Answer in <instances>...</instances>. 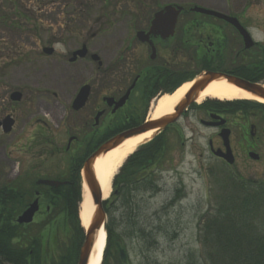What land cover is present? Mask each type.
Returning a JSON list of instances; mask_svg holds the SVG:
<instances>
[{
	"label": "flooded vegetation",
	"instance_id": "flooded-vegetation-1",
	"mask_svg": "<svg viewBox=\"0 0 264 264\" xmlns=\"http://www.w3.org/2000/svg\"><path fill=\"white\" fill-rule=\"evenodd\" d=\"M206 7L236 17L249 32L255 44L247 47L243 33L231 21L197 11L195 8L183 9L172 33L150 32L155 13L163 8H151L149 11H152V14L149 13L147 17L145 15L140 17L136 13L138 9L144 10V8H125L127 13L123 12L124 14H122L127 32L120 43H113L110 46L109 60L104 55L99 54L100 60L93 61L91 54L97 52L91 51L89 46V53L84 58H79L76 61H70V58L65 59L63 57L60 59L62 65L72 66L80 63L91 68L90 78L82 81L76 89L69 107L65 109L63 119L66 120L67 116L70 115L72 124L67 130L68 142L66 147L64 150L47 148L35 150L32 147L26 149L24 151L30 154L29 164L22 162L19 158L13 161V166L3 165L0 160V220L12 222V226H3L1 233L11 237L10 242L14 246L13 251H17L18 248H29L31 264H67L70 261H75V264H78L83 240L77 238L74 231L68 226L67 189L65 183L61 182L69 181L66 168L69 162L75 165L81 157H85L82 160L84 163L93 153V147L101 137H106V140L115 133L117 134L113 128L100 130L99 126H95L98 112L104 111L99 119V124L118 126L142 122L146 118V112L138 113L137 111L138 114H135V112L130 111L131 109L146 110L158 92L171 89L181 80H201L208 73L224 74L251 82H264V40H258L255 36V30H259L264 22L256 21L257 16L252 17L246 14L247 9L250 8L238 10L236 5H230L228 2L220 8ZM119 13L121 12H114V21L122 17V14ZM51 14L54 16L58 14V20L51 19L37 24L42 25L43 28H49L47 32L52 33L53 37L49 38L48 45L53 47L60 43L56 34L61 35L64 30L68 29L66 20H63L66 18V8H50V17ZM150 15L151 17L148 18ZM10 23L0 21V31H7L4 26ZM112 23L113 25L116 24V22H110L109 25ZM35 24L31 23V27L37 26ZM31 27L26 31L29 37L31 36L30 31L34 35L40 31L33 30ZM141 32L144 34H140ZM97 34L93 33L92 37H96ZM81 35L79 34V36ZM34 37H37V34ZM3 43L9 45V42ZM84 43L86 42H82L76 49ZM18 45V43L9 45L11 50L10 62L25 56V53H21L22 51L17 47ZM146 53H148L147 57ZM154 53L155 55H153ZM37 54L39 57L42 55L41 53ZM101 61L103 62L102 65H100ZM224 63L229 66H225ZM102 73L108 75L109 92L108 95L100 96V94L95 93L94 86ZM134 82L135 87L122 107L115 110L116 103L108 106L104 101L105 96L113 97L115 101H119L127 94ZM87 83L91 84L89 99L84 107L76 110L73 108V101L80 88ZM14 91L15 89H9L10 101L8 104L12 107L22 102L24 98L23 95L21 101L14 100ZM199 94L193 99V104L184 116L193 112H200L202 116L198 122L201 126L214 130L218 137V144L215 143L214 139H209L210 155L227 164L225 159L213 153V149L227 150L221 132L223 129H229L230 148L236 160L239 153L236 151L232 140L238 129L243 155L251 159L250 153L255 152L259 154V158L255 160L264 159V154L257 151L259 146L257 139L261 133L264 134V106L242 102L229 105L226 101L214 97H206L201 104V102L196 101ZM4 102L3 94L0 93V109L6 106ZM242 106L251 109L248 112L243 110L229 112L233 108ZM216 116L220 118H216ZM223 119L226 120L225 123H223ZM12 120L14 124L11 127L14 128L15 114L10 112L4 115V112L0 110V128L2 130L5 125L4 122ZM34 120L31 118V127L37 125L38 128H33V139H36V135L39 133L47 136L44 126L41 125V123L48 125L47 122L43 120L37 121V123L32 122ZM253 125L255 127L254 134L251 131ZM5 126L8 127L9 124ZM71 138L73 139L69 145ZM90 147H92L91 150H88ZM56 156L63 158V160L60 159L65 162V165L61 163L51 165ZM45 180L58 181L60 184L52 186L42 183ZM36 200L38 201V209L32 222L29 224L18 223L17 220L20 215ZM0 260L3 264H15L7 262L3 255H0Z\"/></svg>",
	"mask_w": 264,
	"mask_h": 264
},
{
	"label": "rangeland",
	"instance_id": "rangeland-1",
	"mask_svg": "<svg viewBox=\"0 0 264 264\" xmlns=\"http://www.w3.org/2000/svg\"><path fill=\"white\" fill-rule=\"evenodd\" d=\"M42 1L22 0L23 7L26 9L20 21L24 26L22 28L26 29L31 26V23H36L37 26H32L31 29L40 30L36 33L37 37H34L36 34L30 31L31 36L28 35L22 43L23 46L20 44L17 46L22 51L21 53H25L24 57L9 61L11 58L9 45L19 41H14L15 32L12 29L5 32L0 31V93L3 94L4 103H6V106L0 110L4 112V115L13 112L16 118L11 132L4 133L0 128V160L3 165L13 166V161L17 158L29 164L30 154L24 150L31 147L35 150L40 148L64 150L68 142L67 130L72 126L70 115L66 120L63 119L65 109L69 107L82 81L90 78L91 68L90 66L83 67L80 63L72 66L62 65L60 59L62 57L68 59L75 48L82 42H86L91 51L104 55L109 60L110 46L113 43H120L127 32L123 16L127 10L124 11L125 8L122 6L144 8V10L138 9L136 13L140 17L144 15L147 17L149 13L152 14V11H149L151 8H160L168 3L183 5L186 8L194 5L220 8L228 2L230 5H236L238 10L250 8L247 9L246 14L252 17L257 16L256 21L264 22V0H227V2L226 0H112L116 7L109 8L106 15L102 12L105 5L101 0H89L82 8L87 9L85 18L88 16L87 12L91 15L87 23L90 27L81 36H75L78 33L68 35L67 30H64L61 35L56 34L60 43L53 46L55 54L47 56L43 48L51 47L48 41L53 35L47 32L49 28H43L37 23L51 19L58 20V14L56 16L51 14L50 17V8H66V18L63 20H66L67 28L74 29V25L83 23L72 20L73 16L68 15L69 10L75 7L67 0H44L46 11L31 9V4L42 5ZM0 5L9 15L14 13L11 1L0 0ZM114 12L124 13L121 18L114 21ZM150 17L151 15L148 18ZM76 18L81 19V13H78ZM110 22H116V24L109 25ZM255 32L258 40H264V25ZM93 33H100V35L93 38ZM9 41V45L3 43ZM37 53L43 56L39 57ZM146 54L147 57L148 53ZM224 65L229 66L227 63ZM100 77L101 80H99ZM100 77L95 82V93L100 96L108 95L109 79L108 77L106 79L103 74ZM11 88L21 90L24 95L23 101L14 107L8 104ZM201 102H204V99ZM141 111L138 110V113ZM201 116L200 112L183 116L168 131L167 135L171 139L172 148L167 156L168 161L163 164L162 169L159 170V176L156 177L159 190L153 194L148 191H139L133 196L139 207L136 212V222L146 230L147 234L151 233L149 239L152 244L149 245L141 238L131 235L128 223L120 218L121 209L114 212L116 216L114 229L121 235L131 264H187L191 255H194L195 260L199 259L203 250L199 240L201 218L215 205L222 193L219 181L229 174L251 180L264 179V159L257 161L243 155L238 129L232 140L239 153L235 163L228 166L211 157L209 139H214L218 144V137L214 130L201 126L198 122ZM31 118L35 119L32 121L35 123L42 120L47 122L48 125L41 123L47 136L39 133L36 135L37 138L33 139V128L37 129L38 126L31 127ZM257 143L259 145L257 151L264 154V134H260ZM54 158L51 165L59 163L65 165L60 156ZM177 190L180 191L177 193ZM174 199L177 201L173 203ZM262 222L264 224V221ZM110 264L122 263L119 259L116 261L112 258Z\"/></svg>",
	"mask_w": 264,
	"mask_h": 264
},
{
	"label": "trees",
	"instance_id": "trees-1",
	"mask_svg": "<svg viewBox=\"0 0 264 264\" xmlns=\"http://www.w3.org/2000/svg\"><path fill=\"white\" fill-rule=\"evenodd\" d=\"M13 4V14L9 15L0 5V21L11 22L4 27L14 30V37L26 39V34L16 32V28L26 9L22 0H9ZM75 8L68 12L73 16L72 20L87 22L90 13L82 8L89 0H67ZM104 8L116 7L112 0H101ZM7 2V1H6ZM44 0L42 5L31 4L34 11H45ZM62 2V1H61ZM127 8L126 6H122ZM81 13L82 18H76ZM14 23V24H13ZM86 24L76 25L83 28ZM24 26H20L22 28ZM38 28V27H37ZM177 83L174 87L179 85ZM233 105V104H229ZM246 110L248 107H241ZM131 123L126 126H117V129L136 125ZM102 142V141H101ZM100 142V143H101ZM171 139L166 132L153 138L150 142L142 145L125 163L121 172L116 176L114 184V194L111 199L104 202V208L109 215L107 224V248L102 264H110L111 259L118 261L116 250L117 241H122L121 235L115 232L114 223L116 210L120 212V218L129 225L130 233L134 237L152 244L149 234L136 222L137 201L133 196L139 191L156 193L159 184L156 177L163 164L168 161L171 147ZM167 159V160H166ZM76 170L72 172L71 183L66 186L68 204V226L74 231L77 238L83 239V230L80 227L78 218V205L81 201L80 186V164L76 165ZM222 193L217 202L201 218L199 240L202 244V255L195 260L194 255L187 264H264V180L251 182L232 174L226 175L225 179L219 181ZM180 190H177L178 193ZM178 198L179 195L177 194ZM176 196V197H177ZM177 198V199H178ZM177 200H173V203ZM8 224V223H6ZM3 224L0 221V255H3L7 262L15 264H31L30 249L18 248L13 251L7 234L2 235ZM18 259V260H17ZM131 263V261H130ZM0 264H3L0 260ZM67 264H75L68 262ZM182 264V263H180Z\"/></svg>",
	"mask_w": 264,
	"mask_h": 264
},
{
	"label": "water",
	"instance_id": "water-1",
	"mask_svg": "<svg viewBox=\"0 0 264 264\" xmlns=\"http://www.w3.org/2000/svg\"><path fill=\"white\" fill-rule=\"evenodd\" d=\"M161 11L156 13L155 18L153 19V25L150 30L158 31L159 33L165 32H173L175 23L177 22L178 16L183 9V6L180 5H173L167 4L163 7ZM197 11H203L204 13H210L212 15H216L218 17L226 18L232 23H236L237 20L234 18L226 17L220 13L209 11L206 9H201L203 7L196 6ZM237 26L244 32L245 40L247 45H253V42L248 33L244 31V29L237 24ZM140 34H144L141 32ZM53 48H45V52L47 54L53 53ZM87 54V48L84 46L82 49L76 51L74 53L73 58L71 60H75L78 55L84 57ZM155 55V54H153ZM154 57V56H153ZM94 59H98L99 56L97 54L93 55ZM226 81L228 84L236 86L237 88L264 100V84L259 83H252L243 79H238L232 76L224 75V74H207L205 78L199 80L195 83V85L190 89V91L182 98L175 107V112L172 114L165 115L161 118L150 120L149 122H144L143 124L125 130L113 138L109 139L105 143H103L84 163V166L81 171L82 177V185L87 186L93 203L96 206V213L95 216L89 225V230L86 234L84 244L81 249L80 260L78 264H87L89 256L91 254V250L95 244L96 240V233L101 230L103 227L106 229V225L108 222L107 214L103 207V192L101 185L97 179L96 171H95V162L97 158L102 156L103 154L108 153L109 151L115 149L116 147L123 144L126 140L137 137L139 135L148 133L150 131H156L155 135L164 131L168 125L175 123L178 121L184 112L185 108L190 104V102L200 93L205 91L211 84L214 82ZM90 87L89 85H85L81 88L78 96L75 99L74 106L75 108L79 109L82 107L89 95ZM130 91L119 101L116 103V109L121 107L129 97ZM20 93L16 92L13 95L15 100L20 99ZM109 105H111L114 101L113 98H106ZM102 112H99L97 115V120L100 117ZM13 121H6V123H12ZM10 128H5V131L8 132ZM225 144L228 145V131H226V135L223 136ZM217 155L224 157L229 163H233L234 159L231 155L230 150H227L226 153H220L219 151L215 152ZM251 156H254L251 154ZM44 183H48L50 185L58 186L60 183L56 181H44ZM37 210V201L33 203V205L27 209L18 219L20 223H30L33 219L34 212ZM117 248L119 251V256L121 261L124 264L128 262V254L125 249L120 243H117Z\"/></svg>",
	"mask_w": 264,
	"mask_h": 264
},
{
	"label": "bare ground",
	"instance_id": "bare-ground-1",
	"mask_svg": "<svg viewBox=\"0 0 264 264\" xmlns=\"http://www.w3.org/2000/svg\"><path fill=\"white\" fill-rule=\"evenodd\" d=\"M189 86L190 82H187L173 94L167 93L161 96L153 103L148 114V118L154 120L174 113L176 105L181 100V98H183ZM210 96L226 100H254L264 104L263 99L255 97L237 88L236 86L228 84L225 81L214 82L211 84L201 95L198 101L200 102L204 98ZM155 132L156 131H150L137 137L130 138L120 146L97 158L95 162V171L97 179L102 188L104 200H107L110 197L113 179L121 166L124 164L125 160L131 154H133V152H135L139 145L152 138ZM95 213L96 206L93 203L88 187L85 185L82 191V201L80 202L79 206V218L83 227L87 228L91 224ZM106 240L107 232L102 227L101 230L96 233L95 245L90 256L89 264H101L104 248L106 246Z\"/></svg>",
	"mask_w": 264,
	"mask_h": 264
}]
</instances>
